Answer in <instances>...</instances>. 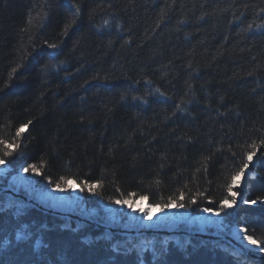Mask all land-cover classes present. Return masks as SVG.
I'll use <instances>...</instances> for the list:
<instances>
[{"label": "trees", "instance_id": "1", "mask_svg": "<svg viewBox=\"0 0 264 264\" xmlns=\"http://www.w3.org/2000/svg\"><path fill=\"white\" fill-rule=\"evenodd\" d=\"M262 10L264 0H0V140L18 144L7 158L0 144L4 165L35 164L39 174L25 173L40 186L99 183L98 195L80 191L88 208L116 205L109 197L165 204L181 191L186 205L196 197L192 213L219 208L264 140ZM248 171L238 190L257 203L222 218L264 242V146ZM18 207L0 209V264H239L200 245L115 248L95 237L102 229L48 227Z\"/></svg>", "mask_w": 264, "mask_h": 264}, {"label": "rangeland", "instance_id": "2", "mask_svg": "<svg viewBox=\"0 0 264 264\" xmlns=\"http://www.w3.org/2000/svg\"><path fill=\"white\" fill-rule=\"evenodd\" d=\"M24 167L16 169V171L12 170L9 172L8 168L5 165H0V187H11L12 189H16L19 193L24 196L30 197L41 203L44 206H48L49 208L55 211H66L76 213L80 217H89L92 220L97 222L108 224L113 228H130L133 230H148L152 228H161L166 224L171 225L175 222V220H186L188 223H191V227H207L210 228L212 226L219 227L221 226V218L219 216L212 215L211 213L201 212L199 215L194 217H189L187 213L182 211L181 209L170 208L168 210H164L163 212H157L152 220H147L143 218V214L139 211L140 208H147V203L143 200H137L134 202L137 211H133L128 208L126 205H107L104 203H100L97 207H86L80 203V191L79 188L73 191L71 189L66 191H54L51 187L40 186L34 184L26 175V173L22 170ZM247 173V170H246ZM250 174L246 175V177H242V184L239 190H245L246 180ZM252 175V174H251ZM250 175V176H251ZM48 196V197H47ZM241 201V205L243 203V196H239L237 198V202ZM18 204V208H32V206H27V203L21 201L20 198L12 197L8 194H0V209L2 206ZM34 208V207H33ZM153 212H156V209H152ZM44 213V212H43ZM71 213V214H72ZM169 213V214H168ZM45 216L48 217V221H39L41 225L46 224L45 226L53 227L58 226L60 223V227H66L69 225V222L73 220L76 223L75 227H84L88 226L87 224H83L78 222L76 219L68 216H61L57 213H44ZM75 215V214H74ZM238 228H233L232 233L234 236H237L241 242H244L248 245L250 250L256 251V247L253 245H249L247 241H243L241 239V234L238 232ZM101 229V228H99ZM217 230V229H216ZM220 231V230H219ZM104 238L113 237L115 241V246H124L123 249H127L128 251L132 246L136 245L139 248H149L150 250L156 249L163 251L159 248L163 247V241L159 242V238L155 237V234H150L149 230L145 233H135L131 235L119 236L115 233H111L109 231H104L102 229ZM99 234V233H98ZM86 236V237H85ZM84 237L86 239H91L90 234H86ZM95 237H99L96 235ZM84 238V239H85ZM158 238V239H157ZM155 239V240H154ZM178 238H176L177 241ZM181 240H183L181 238ZM185 241H191L189 238H186ZM128 244H127V243ZM192 242H194L192 240ZM180 247L186 246L185 243L179 241ZM41 241L37 240L35 244V248L40 247ZM56 250V247L53 248Z\"/></svg>", "mask_w": 264, "mask_h": 264}, {"label": "snow or ice", "instance_id": "3", "mask_svg": "<svg viewBox=\"0 0 264 264\" xmlns=\"http://www.w3.org/2000/svg\"><path fill=\"white\" fill-rule=\"evenodd\" d=\"M262 11H264V10H262ZM29 22L31 23V21H29ZM103 23L105 25H107L108 21L105 20ZM68 27H71V25L66 26L65 31H67ZM248 27L252 28L253 25L249 24ZM257 27H264V25H257ZM49 47L55 48L56 45L51 44V45H49ZM17 67H19V65ZM13 71H15V69ZM179 107H180V105L177 104V108H179ZM29 123H31V122L29 121ZM27 127H28L27 124H22L19 128H17L16 136L20 137L22 135V133L26 130ZM0 144H2L4 147V151H3V157L4 158L11 156L13 154V152L16 150V148H18V144L9 143L6 140H0ZM260 146H264V140L260 141L259 146L255 142H253V144L249 145V147L252 149V151H247L244 153V159H243V162H242L241 166L239 167L238 171H234L231 174L230 181L227 184V193L229 195H226L220 201L219 208L204 207L203 212L211 213L212 215L219 216L221 214L222 210L235 206V204L237 203V198L242 195V193L238 190V189H240L241 184H242V177H246V175H247L246 170L249 169L250 162L253 161V158L256 155V151H257L258 147H260ZM4 158H0V165H4L6 163V160ZM22 170L24 172H28L29 170H31L33 173L39 174V170L35 164L28 165V166L24 167ZM49 182L51 183V180H49ZM80 183L83 185V187H80L79 185H77V181L75 179H73L71 177L61 176L59 178V180H57L55 182L53 190L62 192V191H66L69 189L75 191V190H77V188H79V191H84L85 189H87L88 192L98 195L96 190L100 186L99 183H89L87 181H81ZM234 189H237V190H234ZM130 195H134V194H130ZM199 195L202 197L203 193H200ZM109 199L112 200L115 204H119L122 206L126 205L128 208L132 209L133 211H137L135 204H134V201L132 199H124V198L116 199L114 197H109ZM146 199H147L146 196L140 197L141 201L146 200ZM184 200H185V193L183 191H181L179 197H177L176 199L169 198L167 203H165V204H159V203L149 204L146 209L140 208L139 211L143 214L144 219L152 220L157 212H163L165 209H169V208H185L186 206H188L190 204L196 203V197H193L191 200H189L188 205H186L183 202ZM243 203L255 204V203H257V201L245 199V200H243ZM153 208L156 209V212L152 211ZM238 232H239V234H241V239L243 241H247V243L249 245L255 246L257 251L264 252V246H261V244L264 242L257 240V239H254L252 235H248L245 227H240L238 229ZM18 238H22V234L18 233Z\"/></svg>", "mask_w": 264, "mask_h": 264}, {"label": "bare ground", "instance_id": "4", "mask_svg": "<svg viewBox=\"0 0 264 264\" xmlns=\"http://www.w3.org/2000/svg\"><path fill=\"white\" fill-rule=\"evenodd\" d=\"M248 174H250V171L247 170V175ZM176 209H181L182 211L187 213L189 217H194L203 212V208L196 213H192L185 208ZM224 216L225 215L223 213L220 214V218L222 221L221 226L219 227L212 226L210 228H207L197 226L190 228L192 224L188 223L186 220H175V222L171 225L166 224L164 227L152 228L148 230L151 232L150 234H155V237H160L159 242L163 241L162 244L164 246L168 244L180 246V243L178 242L182 241L183 243H185V245H187L186 247L190 251L194 250V248L199 245L201 247H206L209 249L221 248L227 257L237 260L239 264H264V252L250 250L248 245H246L244 242H241L237 236H234L232 233V229L242 226L236 223L235 218L231 219L229 222L224 221V219L222 218ZM102 234L103 233H100V235L98 236L102 237ZM176 238H178L177 241ZM181 238L183 240H181ZM186 238H189V240L191 241H185ZM192 240L194 242H192ZM158 245L160 246V244ZM114 247L116 248L118 246ZM142 249L144 250V248ZM185 252L187 253L188 250H185Z\"/></svg>", "mask_w": 264, "mask_h": 264}, {"label": "water", "instance_id": "5", "mask_svg": "<svg viewBox=\"0 0 264 264\" xmlns=\"http://www.w3.org/2000/svg\"><path fill=\"white\" fill-rule=\"evenodd\" d=\"M0 194H8V195H10L12 197L20 198L21 201L26 202L28 206H32V207H34L35 209H37V210H39L41 212H44V213H54L55 212V213H57L58 215H61V216L72 217V218L76 219L80 223L91 225V226H93L95 228H101L104 231H109V232L115 233V234H117L119 236L131 235V234H135V233H145V232L148 231V230H142V229L141 230H133V229H130V228H113V227L109 226L108 224L97 222L95 220L90 219L89 217H80L76 213L66 212V211H60V212L59 211H55V210L49 208L48 206H44L41 203H39L38 201H36L34 199H31L30 197L24 196L23 194L19 193L18 190L12 189L9 186L0 187Z\"/></svg>", "mask_w": 264, "mask_h": 264}]
</instances>
